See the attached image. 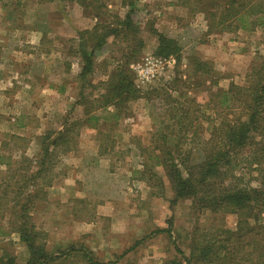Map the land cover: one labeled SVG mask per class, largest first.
<instances>
[{
  "label": "rangeland",
  "instance_id": "374dc122",
  "mask_svg": "<svg viewBox=\"0 0 264 264\" xmlns=\"http://www.w3.org/2000/svg\"><path fill=\"white\" fill-rule=\"evenodd\" d=\"M195 1L137 0L135 3L132 20L137 33L132 35L142 40L144 47L128 68L133 72L131 65L160 58L153 54L157 42L152 31L174 38L182 48V57L179 67H167L147 85L140 84L133 72V83L141 96L128 102L125 110L112 106L97 109L96 103H93L95 107L88 104L98 100L104 91L100 82L109 79L111 71L135 46L134 41L120 42L112 38L96 53L94 73L88 77L84 90L86 104L78 95L79 84L75 77V81H64L66 89L68 85L72 89L60 97V103L64 104L62 109L51 105L44 109L34 105L0 107V116L4 119L0 122V264H6L9 257L15 264H26L29 251L20 239L25 230L35 236L34 246L44 247L50 256L71 248H83L100 264H202L191 258L198 256L194 248L204 242H215L218 246L225 238L221 230L234 228L235 216L199 211L192 204V198H176L163 168L154 161L149 174L143 167L142 154L153 149L150 137L155 130L161 129L171 136L179 134L176 127L169 130L161 127V123L171 126L173 121L169 120L170 114L163 111L161 101L152 96L147 100L143 97L147 89L164 88L178 98L170 88L173 81L179 77L186 83L181 87L185 100L193 99L195 103L191 104V124L184 127L178 153L182 160L188 158L187 165L199 164L214 150L207 144L212 137L208 127L222 119L214 107L213 94L217 89H227L230 84L243 85L247 72L258 62L256 58L264 57V28L252 33L209 34ZM3 3L9 6L4 10L6 14L8 11V16L21 20L20 16L27 11L30 26L33 22L43 24L44 44L37 49L38 53L47 51L50 58L43 55L37 62L43 67L56 65L58 61L65 63L64 67L73 63L74 71L78 72L82 65L75 55L77 39L68 36L55 39L52 21L77 20L76 34L97 22L120 30L118 20L129 10L122 0H93L94 6L89 11L70 5V0H0V12ZM16 24L14 21V30L6 31L11 35L7 43L10 48L18 44L12 37L22 23L19 25L16 21ZM4 30L0 27V35L5 34ZM213 49L218 51L217 55H212ZM194 60L207 62L210 72L195 71ZM53 79L49 77L46 81ZM42 113L48 117L43 118ZM107 116L109 119L101 122L91 119ZM19 125L24 129H14ZM65 130L62 141L54 145L52 141ZM11 132H15L11 138L4 136ZM94 137L97 138L95 144L92 143ZM97 143H100V151L105 152L100 156L101 161L89 153L95 150ZM86 146L90 149L82 148ZM253 170L236 167L228 171L226 177L239 178L240 186L258 188L255 179L258 175ZM151 172L157 173L160 183L150 178ZM259 221L264 222V215ZM164 229L170 233L158 232ZM228 251L216 249L214 256L218 259L210 264H248L242 261V255L248 252L246 248L238 256L239 260L230 263L223 261ZM60 263L87 264L80 254L53 264Z\"/></svg>",
  "mask_w": 264,
  "mask_h": 264
},
{
  "label": "trees",
  "instance_id": "16d2710c",
  "mask_svg": "<svg viewBox=\"0 0 264 264\" xmlns=\"http://www.w3.org/2000/svg\"><path fill=\"white\" fill-rule=\"evenodd\" d=\"M73 1H76L84 11H89L94 6L93 0ZM136 2L137 0H122V4L129 10L123 19L118 20L120 30L97 22L92 28L77 32L75 55L79 57L82 66L76 76V82L79 84L78 95L82 98L83 104H86L83 100L86 97L84 90L88 86V77L94 73L96 53L106 46L109 38L118 39L120 42L134 41L135 46L124 55V61L111 71L109 79L100 82L99 85L104 91L99 95L98 100H91L92 102L88 104L95 107L96 103L97 109L117 107L121 111L126 109L128 102L140 98L141 94L133 83L134 74L128 68L144 47L142 40L134 38L137 29L132 16ZM195 2L198 12L205 18L209 34L237 31L252 33L264 28V0H196ZM152 34L157 42L153 54L163 59L173 57L174 66L179 67L182 57L179 43L174 38L157 31H152ZM256 61L258 62L247 72L243 85L230 84L227 89H217L213 94L216 97L214 107L217 108L222 119L216 121L211 128L208 127L212 131V137L207 140V144L214 147V150L199 164L187 165L188 158L182 160L181 154L178 153L184 127L191 124V104L195 103L193 99L185 100L181 87L186 83L179 77L173 81L170 88L177 93L178 98L171 93L168 94L164 88L147 89L143 95L146 100L154 98L161 101L163 111L170 114L169 120L173 121L171 126L168 124L163 126L161 123V127L165 130L176 127L179 133L177 136H171L169 132L158 129L151 134L150 145H154L152 150L142 154L144 169L148 170L149 174L154 161L155 165L163 168L165 178L176 198H192V204L199 211L233 215L236 219L234 228L221 230L222 237H225L221 244L216 246L215 242L213 244L204 242L194 248L198 256L192 255L191 258L197 263L210 264L218 259L214 256L216 249H221V252L229 250L223 261L234 262L239 260L238 256L246 248L248 252L242 255V261L248 264H264V222L259 221L261 215H264V57L256 58ZM208 65L207 62L203 63L199 60L194 62L195 71L201 70L203 73L210 72ZM162 95L165 98L160 99ZM234 112L237 114L231 115ZM118 115L116 114L117 117ZM91 119L97 121L98 118L91 117ZM106 119H109L108 116L104 118ZM66 132V130L59 132L58 138L52 143L58 145ZM240 166L254 169L253 171L258 175L255 178L258 188L240 186L239 178L226 177L228 171H234ZM150 178L157 179L158 183L161 181L156 172H151ZM158 232L170 233L167 229ZM20 239L27 245L29 251L26 264H53L75 254H80L87 264H100L94 262L91 253L83 248H71L61 254L50 256L45 252L44 247L34 246L35 236H31L26 230L21 232ZM186 261L189 262V259ZM6 264L15 263L9 257Z\"/></svg>",
  "mask_w": 264,
  "mask_h": 264
},
{
  "label": "crops",
  "instance_id": "0c3cea01",
  "mask_svg": "<svg viewBox=\"0 0 264 264\" xmlns=\"http://www.w3.org/2000/svg\"><path fill=\"white\" fill-rule=\"evenodd\" d=\"M70 5L77 6V2L70 0ZM114 4H116L114 2ZM79 6V5H78ZM80 7V6H79ZM8 4L3 3V11L0 12V27L5 28V34L0 35V107L6 108L9 107H31L38 106L41 109H44L45 106H53L59 107L62 109L64 104L61 103V96L67 94L70 91L71 85L66 89L64 85L65 82L75 81V77L78 75V70L74 71L73 63H68V66H63V62L58 61L57 64H51L49 67L44 66L43 64L37 62L40 58L46 57L50 58V55L47 51L38 53V47H41L44 44L43 41V24L40 22H33L30 26L27 21L28 13L21 15V20L19 18L11 17V15H7L4 10L8 9ZM23 16V17H22ZM70 19V20H69ZM62 19V20H54L52 24H54L56 39L57 36L74 38L76 39L77 34V20ZM96 20V18H94ZM15 21L20 25L22 23V27H20V32L18 31L12 40H16L18 43L15 47L10 48L9 42L10 36L7 35L6 31L10 32L13 29V23ZM68 24V25H67ZM14 25V26H15ZM62 27H67L68 30L61 29ZM92 27V26H91ZM90 27H86L84 29H89ZM60 31V33H59ZM64 32H68L67 35L63 36ZM14 35V34H13ZM32 49V51L28 49ZM37 50V51H35ZM215 55L218 54L216 49L212 50ZM59 60V58H58ZM42 67L41 69L39 67ZM39 68V69H38ZM40 70V72H38ZM53 77L55 79L52 82L46 81L47 78ZM60 77H62V81L60 82ZM56 79H59L58 82H55ZM71 88V89H70ZM51 102V104H49ZM61 102V103H60ZM73 107V104H69ZM1 113V112H0ZM43 118H47L46 113H42ZM97 121H104V117H97ZM4 119L0 116V122ZM13 120V119H12ZM19 128H15L16 130H23L24 127L22 125L18 126ZM13 128V127H12ZM15 131V130H14ZM15 132H11V134L5 133L4 136H9L14 134ZM20 135L19 133H16ZM91 139V137H90ZM95 144V140L97 138H92ZM96 147L94 151H89L90 154L94 155L96 159L100 160V156L104 155V150L100 151V143L95 145ZM84 149H90L82 147ZM82 150L83 155L85 156V150ZM2 153V151H0ZM1 155V154H0ZM99 156V157H98ZM101 161V160H100Z\"/></svg>",
  "mask_w": 264,
  "mask_h": 264
},
{
  "label": "built area",
  "instance_id": "2783aa9c",
  "mask_svg": "<svg viewBox=\"0 0 264 264\" xmlns=\"http://www.w3.org/2000/svg\"><path fill=\"white\" fill-rule=\"evenodd\" d=\"M175 59L170 57L168 59L150 58L142 63L131 65V69L135 73L136 80L142 84L147 85L164 69L173 67Z\"/></svg>",
  "mask_w": 264,
  "mask_h": 264
}]
</instances>
